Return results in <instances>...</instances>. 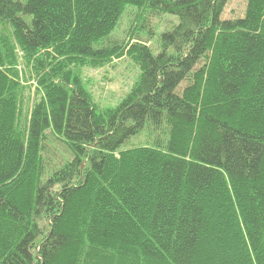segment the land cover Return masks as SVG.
Returning a JSON list of instances; mask_svg holds the SVG:
<instances>
[{
	"label": "trees",
	"instance_id": "16d2710c",
	"mask_svg": "<svg viewBox=\"0 0 264 264\" xmlns=\"http://www.w3.org/2000/svg\"><path fill=\"white\" fill-rule=\"evenodd\" d=\"M228 2L0 0V264H264V0ZM128 5L178 23L99 111L77 69Z\"/></svg>",
	"mask_w": 264,
	"mask_h": 264
},
{
	"label": "rangeland",
	"instance_id": "374dc122",
	"mask_svg": "<svg viewBox=\"0 0 264 264\" xmlns=\"http://www.w3.org/2000/svg\"><path fill=\"white\" fill-rule=\"evenodd\" d=\"M247 1L229 0L223 18L242 17ZM177 23V17L156 11L148 6L139 8L128 5L124 8L114 30L98 43L101 48L114 46L117 53L99 65H85L77 69L80 70L81 81L86 92L91 96L99 111L117 107L132 91L139 79L141 71L127 52V46L134 43L146 44L156 53L159 49L158 40L161 33L170 30ZM18 61L20 80L25 87L32 89L30 93L32 95L35 90V81L20 53H18ZM132 143L131 145L145 144L146 135L141 134L133 139Z\"/></svg>",
	"mask_w": 264,
	"mask_h": 264
}]
</instances>
